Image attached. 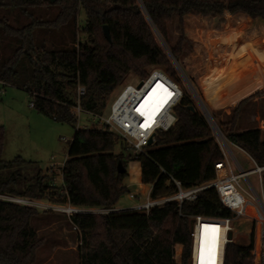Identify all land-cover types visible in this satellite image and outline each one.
I'll return each mask as SVG.
<instances>
[{
  "label": "trees",
  "instance_id": "16d2710c",
  "mask_svg": "<svg viewBox=\"0 0 264 264\" xmlns=\"http://www.w3.org/2000/svg\"><path fill=\"white\" fill-rule=\"evenodd\" d=\"M80 9L86 16L81 29L84 41L78 40L77 33ZM225 15H241L264 28V0H0V85L25 89L38 114L74 126L77 119L72 112L78 85L85 89L79 99L81 109L101 116L112 92L129 73L145 79L148 67H158L178 84L174 63L182 60L184 46L191 45L183 31L186 20H214ZM172 24L179 34L174 44L169 29ZM103 26L110 43L102 33ZM257 81L247 89L239 88L234 95L240 97L264 88V76ZM260 95L263 92L236 104L229 122H215L226 140L258 167L264 166L260 130L236 128L243 107ZM172 113L174 124L156 134L142 154L129 152L103 127L77 129L60 171V187L53 185L52 174L37 171L25 178L19 170H13L26 165L20 158L9 163L1 160L4 131L0 126V195L57 206L114 209L127 193L124 179L131 161L139 164L140 183L150 186L152 199L175 193L170 179L185 188L214 180V165L223 154L187 91ZM116 147L119 153H115ZM119 162L125 171L122 174L117 172ZM261 185L264 194V175ZM39 214L32 206L0 200V264L35 262L43 243L30 221ZM194 216L226 218L230 213L219 203L214 190H206L196 201L180 207L171 202L148 214H79L69 223L78 230L80 264H188L189 221ZM251 250V244L227 245L224 264H252Z\"/></svg>",
  "mask_w": 264,
  "mask_h": 264
},
{
  "label": "rangeland",
  "instance_id": "374dc122",
  "mask_svg": "<svg viewBox=\"0 0 264 264\" xmlns=\"http://www.w3.org/2000/svg\"><path fill=\"white\" fill-rule=\"evenodd\" d=\"M52 2H54L52 0ZM77 19L78 40L84 41L81 33L85 18L83 10H79ZM171 43L174 44L179 34L176 25L170 26ZM186 39L191 45L184 46L185 53L180 63L174 66L177 69L181 93L187 91L198 112L221 147L232 161L233 168L236 161L245 171L253 169V164L241 151L229 145L225 136L221 134L216 121L221 124L229 122V115L233 107L257 92L263 95L252 98L240 112L237 131L258 128L261 139L264 137V88H257L249 94L235 96L239 88L247 89L250 84L257 83L264 76V28L253 25L241 15L223 16L212 19H189L184 24ZM158 69L148 67L147 71ZM142 80L129 73L126 79L111 94L106 110L101 117L109 113L111 101L118 95L128 82ZM32 96L24 89L6 84L0 85V126L4 131V147L1 160L5 163L20 158L26 165L19 170L25 178H30L35 172L44 175L52 174V182L56 187L62 183L61 168L67 158L69 143L77 129L101 127L98 120L81 113L77 116V123L72 126L66 123H57L41 116L32 108ZM215 117L213 120V117ZM222 130L224 127H220ZM227 146L230 151L228 153ZM119 147L115 153H119ZM124 157L127 153L123 152ZM133 164V165H132ZM130 165V166H129ZM137 162L127 165L128 176L124 179L127 193L122 195L116 205L129 209L128 194L138 193L146 197L148 186L139 188ZM129 167V168H128ZM251 186L259 189L258 175L248 178ZM240 186L247 190L244 180ZM250 206L249 199L245 198ZM142 201V200H141ZM40 214L30 221V226L42 240V247L36 252L33 264H80L78 247L80 246L78 231L67 220L66 215L52 210L48 202H33ZM235 244L248 243V239L239 234L245 231L247 224L242 225L241 218L236 220ZM240 230V231H239Z\"/></svg>",
  "mask_w": 264,
  "mask_h": 264
},
{
  "label": "built area",
  "instance_id": "2783aa9c",
  "mask_svg": "<svg viewBox=\"0 0 264 264\" xmlns=\"http://www.w3.org/2000/svg\"><path fill=\"white\" fill-rule=\"evenodd\" d=\"M156 81V83H164L165 88L172 93L171 102L164 110L151 116V111L142 116L138 113V108L142 103V97L145 94L148 83ZM85 89L82 86H77L75 103L72 114L76 117L84 112L79 103V99L84 96ZM182 93L177 83L169 79L165 73L158 69H151L145 79L128 82L118 95L111 101L109 113L106 117L88 114L94 120H98V125L113 133L132 154H142L148 146L149 139H154L158 133H164L175 122L172 110L180 102ZM32 105V104H31ZM149 122L145 125V121ZM230 146L234 147L229 143ZM236 147V146H235ZM227 151L230 153L228 146ZM239 149V148H238ZM223 154V159L214 165L215 179L201 183V185L185 188L173 179H170L175 193L165 198L152 199L149 194L146 197H141L138 194H128L129 200L142 198L141 202L132 205L131 208L122 211H136L148 214L155 207H162L166 203H175L178 207L184 202H194L206 190H214L217 194L219 203L229 213L230 217L226 218H205L194 216L190 218L192 222L190 227L189 237L191 239L188 264H224L225 249L229 244H235L236 220H240L242 225L247 224L245 231H240L239 234L248 239L247 245H252L250 255L253 258L252 264H264V194L261 179L264 175V166L258 167L252 160L253 169L249 171L243 170L240 165L234 161L236 171L233 168L232 161L229 155L220 147ZM258 175V191L250 185L248 178ZM244 180L247 186L245 190L240 186L239 181ZM150 193V192H149ZM249 199L253 206L247 203ZM0 200L15 205L32 206L34 201L23 200L16 197L1 196ZM52 205V204H51ZM250 207L251 211H246V207ZM53 211L64 214L67 220L79 214L90 215H108L117 212L114 209H84L71 207L68 204L62 206L53 205ZM76 231L77 228L73 226ZM230 234V238L228 235ZM205 246L202 247V243ZM214 242V243H213Z\"/></svg>",
  "mask_w": 264,
  "mask_h": 264
},
{
  "label": "bare ground",
  "instance_id": "6f19581e",
  "mask_svg": "<svg viewBox=\"0 0 264 264\" xmlns=\"http://www.w3.org/2000/svg\"><path fill=\"white\" fill-rule=\"evenodd\" d=\"M145 89L146 91L142 97V103L138 108V113L143 117L146 116L148 111H151V116L157 114L164 110V108H166L171 102L172 93L165 88L164 83H156V81H152L151 83H148ZM144 121L145 125L149 122L148 120ZM248 210L252 212V209L249 206L246 207V211Z\"/></svg>",
  "mask_w": 264,
  "mask_h": 264
},
{
  "label": "crops",
  "instance_id": "0c3cea01",
  "mask_svg": "<svg viewBox=\"0 0 264 264\" xmlns=\"http://www.w3.org/2000/svg\"><path fill=\"white\" fill-rule=\"evenodd\" d=\"M262 140H264V137H263V139ZM235 147V146H234ZM233 147V148H234ZM236 149H238L237 147H235ZM239 151H241L240 149H238ZM242 153H243V155L244 156H246V157H248L247 156V154H245L243 151H241ZM248 159H250L249 157H248ZM250 161L252 162V160L250 159ZM133 165V164H132ZM130 166V165H129ZM129 168V167H128ZM135 168H137V171H138V175H139V177H138V182H139V188L141 189V188H143V186L144 185H142L141 183H140V171H139V164H138V166L137 167H135ZM127 172L129 173V171L127 170ZM129 175H130V173H129ZM148 188H149V190H148V193H147V195L149 194V192H150V186L148 185ZM134 194H138V193H134ZM139 195V194H138ZM146 195V196H147ZM141 196V195H140ZM142 197V196H141ZM141 197H138L139 199H135V200H132V201H134V202H132L130 205H129V207H132V205H134L135 203H137V202H141V200H142V198ZM114 210H116V211H122V210H125L124 208H122V207H119V206H117L116 204L114 205Z\"/></svg>",
  "mask_w": 264,
  "mask_h": 264
},
{
  "label": "water",
  "instance_id": "95a60500",
  "mask_svg": "<svg viewBox=\"0 0 264 264\" xmlns=\"http://www.w3.org/2000/svg\"><path fill=\"white\" fill-rule=\"evenodd\" d=\"M102 33L104 34V37L107 40V42L110 43V35H109L108 31H107L106 26L102 27ZM187 110L192 112V113L194 112V109L192 107H187ZM152 141H153L152 138L149 139L148 145H150L152 143ZM116 168H117V172L120 173V174L125 172L120 162L117 164ZM191 226H192V222H190V227ZM228 238H230V234L228 235Z\"/></svg>",
  "mask_w": 264,
  "mask_h": 264
}]
</instances>
